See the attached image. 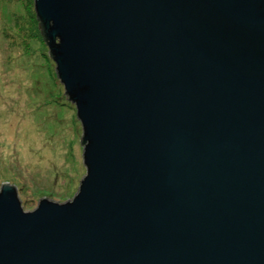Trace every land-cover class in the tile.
<instances>
[{"label":"water","instance_id":"95a60500","mask_svg":"<svg viewBox=\"0 0 264 264\" xmlns=\"http://www.w3.org/2000/svg\"><path fill=\"white\" fill-rule=\"evenodd\" d=\"M34 3L87 173L0 183V264H264V0Z\"/></svg>","mask_w":264,"mask_h":264},{"label":"rangeland","instance_id":"374dc122","mask_svg":"<svg viewBox=\"0 0 264 264\" xmlns=\"http://www.w3.org/2000/svg\"><path fill=\"white\" fill-rule=\"evenodd\" d=\"M55 66L34 0H0V183L17 185L25 210L41 195L72 199L87 173L83 126Z\"/></svg>","mask_w":264,"mask_h":264},{"label":"trees","instance_id":"16d2710c","mask_svg":"<svg viewBox=\"0 0 264 264\" xmlns=\"http://www.w3.org/2000/svg\"><path fill=\"white\" fill-rule=\"evenodd\" d=\"M36 16H37V14H36ZM37 20H38V23H39V33H40L42 39H43L44 41H46L45 36H44V33H43L42 26H41V22H40L38 16H37Z\"/></svg>","mask_w":264,"mask_h":264}]
</instances>
